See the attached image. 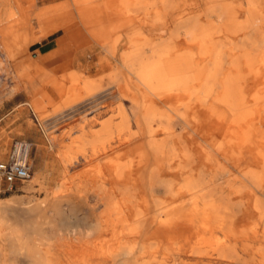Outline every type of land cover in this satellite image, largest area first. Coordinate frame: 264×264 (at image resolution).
I'll use <instances>...</instances> for the list:
<instances>
[{"label": "bare ground", "instance_id": "obj_1", "mask_svg": "<svg viewBox=\"0 0 264 264\" xmlns=\"http://www.w3.org/2000/svg\"><path fill=\"white\" fill-rule=\"evenodd\" d=\"M25 1L24 6L21 0H0V52L13 62L14 71L21 67L15 77L24 79L26 93L35 77L57 93L67 75L69 85L83 86L77 107L64 111L56 105L49 118L39 115L40 123L55 127L76 109L96 107L106 96L122 100L116 103L118 122L103 118L97 130L82 131L58 160L45 163L46 175L40 172L30 180L50 190L40 201L31 205L14 196L0 197V239L8 253L24 256L22 264H90L84 246L69 250L72 234L79 238L85 231L69 225L75 194L65 186V168L129 140L134 145L93 175V190L109 200L110 222L120 225L110 235L117 241L99 248L100 256L112 264L130 259L167 264L177 257L186 263L189 254L198 264H264V105L248 106L240 76L232 88L224 73L227 27L219 16L227 0H56L38 8L36 0ZM200 3L206 16L218 19L201 22L194 13ZM30 14L37 18V30L30 25ZM56 30L63 34L50 52L28 55L30 45ZM92 40L106 49L96 53L98 67L115 60L107 72L109 86L100 77L43 71L48 57L64 59L63 51ZM65 65L63 61L59 68ZM31 69L32 75L26 72ZM17 86L9 94L15 95ZM233 171L239 178L231 177ZM59 173L62 178L50 189L47 180ZM222 179V184L214 183ZM160 189L164 195L158 194ZM236 205L244 207L239 216L231 211ZM127 236L131 239L123 240Z\"/></svg>", "mask_w": 264, "mask_h": 264}, {"label": "rangeland", "instance_id": "obj_2", "mask_svg": "<svg viewBox=\"0 0 264 264\" xmlns=\"http://www.w3.org/2000/svg\"><path fill=\"white\" fill-rule=\"evenodd\" d=\"M10 1L11 3H13V0H10ZM198 8L202 9L201 3L198 5ZM28 19L30 20V25L34 28V30H37L39 28V23H33V21L37 20V18L33 14H30L28 15ZM61 33L62 31L58 30L52 36H48L47 38H44L43 40L39 42L33 43L32 45H30L28 49V55L31 56L32 58H37L38 52L41 49V46L47 43L48 41L52 40L55 36H60ZM165 33H167V29L163 31V34ZM86 47L88 48L87 50L88 53L86 52L87 53L86 58L83 60H80V62L75 61V63L73 64V67H76L77 64H82V65L88 64V66L91 67V69L89 71H85L86 75L93 76V77H100L102 79L101 80L102 85L109 86L111 82L109 80L108 74L110 73V70L113 69L112 65L115 62V60H113V57H111L110 58L111 64L105 65L104 67L100 68L97 66L98 56L92 55L89 51H91V49L92 50L94 49L95 52L98 51L100 53L105 54L106 49L102 47L101 45L93 42V40L92 42L90 41L88 43V46ZM82 49L85 50L86 48L81 47V50ZM122 49H124V46L119 47L118 50L120 51ZM76 50L78 49L70 48L66 50L65 52L72 53V55L74 56V54L76 53ZM2 52H0V58L3 56L1 59L4 62L5 61L6 62L3 63L2 61V65L4 67L2 68L0 67L1 68L0 69V95H2L0 96V113H2L0 114V161L4 160L7 157L8 152L11 148V145L15 140H25L28 143H30V146H31L29 160L32 164V175L29 180L23 183H18L16 185V188L13 191L6 193V194H1L0 197L6 198V197L14 196L15 198H20V202H25L26 204L33 205L37 201H40L46 195V193L50 192V190L42 189L38 182L30 183L31 182L30 180L36 177V175H38L40 172L43 176L46 175V173L48 172V169L44 167L45 163L50 161L52 158L58 160L60 157V153L65 149L64 146H67L68 144H70L72 139L78 136L82 131L90 133L94 130H97L98 128L101 127L102 122L105 120H108L109 118L110 120L114 121L113 123H116V121L118 122L120 118H118L119 115H117L118 113L116 109L118 106L117 104H119V101H121L122 99L119 97H115V96H111V97L106 96V98L104 97L100 98L98 99V101L100 100L99 102L96 101L98 103L95 102L97 104L96 107L95 106L91 107L84 112L82 111L87 106H85L81 110L76 109L75 112L73 113V116L66 118V119L64 118L62 119V121H58L55 127H50L51 125L49 126L47 124L40 123V121L37 118V113L35 112L33 105L28 104V103H31L33 99L38 100V95L40 94V91H41V88H40L41 81L38 79V77L34 76L35 78L33 80V89L30 93H26V88H25L26 84H25L24 79L15 77V75L21 71L19 70L21 69V67L20 66L16 67L17 69L14 71L15 66L12 65L13 62H9L5 54ZM58 61L59 60H57V62ZM55 62L56 61L54 60L45 62L44 63L45 65L42 66L43 70L47 71L49 74L54 75V76L61 74V72H53L49 70L50 67L55 64ZM7 71L8 72L10 71L9 74ZM26 72L32 75L35 72V70L31 69ZM5 74L7 75L5 76ZM16 85L18 86H17V92L15 93V95H13L14 93L9 94L11 89L15 88ZM25 102H28V103H25ZM125 102L127 105L129 104L127 101ZM52 107H53L52 104H48L46 107V111L50 112ZM65 108H67V106ZM115 112L117 114H115ZM131 127L133 130L136 129L132 117H131ZM175 128L177 129V131H179L180 125L176 124ZM52 136H55L57 138L55 140H52ZM196 138L201 144H203L202 139L199 135H196ZM132 145L134 144L132 142L130 143L129 140L127 142L125 141L124 143L115 142L109 149H107L106 152L95 155L96 157L93 156L94 158L91 157L92 159L91 158L86 159L87 162L85 160L83 161L79 159L77 161L78 163L77 162L73 163V164H77V165H74L75 166L74 168H73V165L71 166V169L69 166H68V169L65 168L67 170V172L65 173L66 174L65 181H67L65 182L66 184L65 186L68 189H70V187L72 186L71 187L72 189L68 191L73 192L75 194L74 198L72 197L71 204H70L71 213L69 216V223H70L69 225L83 227L85 231L84 234L79 238L76 237L77 236L76 234H72L70 238L71 246L69 247L70 248L69 250L75 251L78 246H84L88 254L86 256V260L91 262L90 264H96L99 262H101L102 264H112L109 258H103L102 256L99 255V252H100V249H102L103 245L114 243L117 241L115 238L111 237L112 232H113L112 228L118 229V227L120 226L118 223L114 224L110 222V219H113L114 215L111 213V210L108 208L109 200L106 197H104V195H99L93 190L91 184H92L93 178L95 177L94 174L96 173V169L99 170L100 168H104L105 162L108 159L113 158L117 155H120L124 150H126ZM41 177L39 179H41ZM231 177L237 179L239 178V175L238 173L233 171V175ZM61 178H62V175L60 173L55 174L52 179L47 180L46 184L51 189V187H54L58 183L57 181H59ZM83 180L84 182H82ZM223 181H224L223 179L215 180L214 183L220 185L222 184ZM72 182H73V185H72ZM76 186L78 187L77 189H76ZM74 188L76 189V191H74ZM79 188L81 190H78ZM158 194L164 195L163 189H160ZM225 194L228 195L227 189L224 188V195ZM118 197H119V193L116 191L114 194V200H117ZM232 209L231 211L233 213L235 211L234 214L236 216H239L241 215V212L244 210V207L242 205L240 206L236 205ZM92 226L93 227L97 226L98 230L96 229L95 231L91 232L90 229L93 228ZM73 236L75 239H73ZM130 239L131 237L127 236L123 240H130ZM0 250L2 252V254H0V260H4L6 261V263H8V261L14 260L15 264H22L21 261H23L25 258L22 255L9 254L8 245L6 244L5 241L1 239H0ZM185 259H187V257ZM188 261L184 263L181 261L180 258L177 257L174 260H171V261L169 260L167 264H198L199 263V261H197V257L193 254L188 255ZM124 264H136V262L134 259H130L126 261Z\"/></svg>", "mask_w": 264, "mask_h": 264}, {"label": "crops", "instance_id": "obj_3", "mask_svg": "<svg viewBox=\"0 0 264 264\" xmlns=\"http://www.w3.org/2000/svg\"><path fill=\"white\" fill-rule=\"evenodd\" d=\"M21 1L24 6L27 5L25 0ZM55 1L56 0H36L34 7L38 8L44 4L51 5ZM203 8L204 5H202V9H198V11L194 12L195 14H198L201 22L207 21L208 19L210 20L211 18L215 20L218 19V17L213 14L206 16L203 13ZM219 17L227 27L224 34L223 46L225 55L224 73L226 77H228L230 86L235 88L238 83V77L240 76V84L246 104L250 106L257 102L258 104L264 105V0H227L224 14ZM33 23H38V21L34 20ZM57 31L58 30L46 35L41 40L48 36H52ZM62 34L63 32L60 36H62ZM60 36H55L52 40L42 45V53L46 54L50 52L52 48L50 45ZM215 38L220 39L221 36H215ZM86 46L87 45L83 46L86 48L85 50L71 47V49H78L74 56L72 53H66L65 51L68 50L66 49L63 51V54L65 55L63 57L64 59H57L53 56L48 57L49 59L47 62L53 60L56 61L49 70L65 74L69 72H77L87 78H98L86 75L85 71L91 69L88 64H77L76 67H73L75 61L80 62V60L86 58L88 53V48ZM89 52L92 55H96L97 53L94 49H91ZM57 60L59 61L57 62ZM63 61L66 62V65L60 69V63ZM68 62L70 64H68ZM68 80L69 78L67 75L65 76L67 84L64 86L61 93H57L56 89L51 84L42 83L38 100L33 99L31 103L25 102L33 105L34 110L37 113V118L39 115H47V118H49L53 108L59 104L62 105L64 111L68 108L72 109L74 105L75 107L78 106L80 101L79 98L83 95V86L79 84L69 85ZM43 94L46 95V98H42ZM48 104L53 105L50 112L46 111ZM66 106L67 108H65Z\"/></svg>", "mask_w": 264, "mask_h": 264}, {"label": "built area", "instance_id": "obj_4", "mask_svg": "<svg viewBox=\"0 0 264 264\" xmlns=\"http://www.w3.org/2000/svg\"><path fill=\"white\" fill-rule=\"evenodd\" d=\"M30 150V143L25 140H15L12 143L7 157L0 161V195L13 191L18 183L30 179Z\"/></svg>", "mask_w": 264, "mask_h": 264}]
</instances>
